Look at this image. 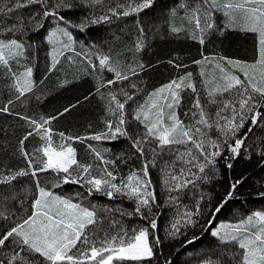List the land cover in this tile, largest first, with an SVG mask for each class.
Here are the masks:
<instances>
[{"label":"snow or ice","instance_id":"6c2138e0","mask_svg":"<svg viewBox=\"0 0 264 264\" xmlns=\"http://www.w3.org/2000/svg\"><path fill=\"white\" fill-rule=\"evenodd\" d=\"M81 2L92 8L100 5L103 0ZM33 3L44 6L40 20L36 19L40 13L33 14L29 20L30 24H35L34 31L45 29L42 21L50 17L57 21L56 26L48 29L44 37L51 45L50 71L56 69L65 52H75L76 41L70 29L84 31L91 25L110 22L112 17L138 16L145 9L151 8L154 0H126L123 4L108 7L103 15L87 16L79 23L60 14L62 10L72 9L71 0H24L23 3L21 0H12L11 6L0 8V13L8 15L15 9L28 7ZM218 17H222L219 23ZM166 26L170 34L177 37L183 35L198 41L200 45H205L215 33L223 34L225 29L250 33L256 38V56L252 61L223 56H204L200 60H194L193 63L207 64L211 69L210 72L202 69L200 73L206 97L203 102L191 72L156 89L132 111L126 110V106L129 101L135 102L134 92L129 94L121 89L119 96L123 99L114 92H109L107 97L101 94V98L106 99L109 118L104 121L103 131L91 135L73 137L64 132L55 133L51 127L52 121L57 119L55 116L41 117L39 121L22 117L31 129L18 141V151L25 158L27 167L14 172L9 169L7 174L0 173V184H10L18 177L31 176L35 181L36 193L31 212L0 233V250L7 247L9 242L15 245L10 254L0 253L3 255L0 264H35L32 259L34 255L40 257L43 264H150L155 257L154 248L159 246L161 239L155 233L157 220L152 213L156 204V192L149 175L150 162L143 160L140 169L131 170L126 177L120 176L118 181L116 160L106 159L100 150L89 143L87 149L94 157V162H82L77 159L76 148L68 141H113L124 137L130 141L132 149L140 158L143 159L146 152L152 153L151 166H155L157 149L162 153L165 149L171 151L173 147H177L176 160L188 167L177 169L175 161L170 164L165 162L168 171L164 179L169 192L168 202L176 204L185 188L195 185L198 180L209 179L205 170L209 166L215 167L216 158L222 155L223 149L227 148L233 156L240 155L247 133L241 137L237 134L246 123H249V133L253 126L264 124V0H184L178 8L170 10ZM137 28L143 35L144 29L139 23ZM25 35L23 21L11 26H0V78L7 82V90L16 100L32 93L36 87L34 65L30 61L21 62L28 60V50L32 47L24 38ZM144 43L138 37L134 49L141 50ZM94 54L99 68L115 74V79L101 81L97 92L100 87L129 79L114 60L111 49L105 54ZM115 55L119 56L121 53ZM86 58L92 68H97L90 57L86 55ZM65 59L71 60L72 57L67 56ZM143 67L136 63V68L143 70ZM136 68L129 67L133 76L137 75ZM63 83L68 84L70 81L65 80ZM131 88L135 89L136 85L132 84ZM188 92L191 95L186 97ZM226 95L227 99L224 98ZM186 98L189 109L184 115L192 118L187 124L180 118L178 111ZM13 103L10 96L6 104L0 106V112H9V105ZM208 105H216L214 114L207 110ZM68 111L70 109L66 107L63 113ZM226 112H230V116L224 115ZM133 122L142 126L143 131H130L129 126ZM213 129L219 133L217 139H212L209 135ZM34 135L42 143L30 153L24 145ZM54 136L60 138L59 144L54 141ZM230 140L232 143H229ZM178 146H183L184 151H179ZM101 161L102 165L99 163ZM231 166L227 165L229 168ZM193 168L197 171H193ZM49 170L56 174L52 187L58 188L68 183L82 184L89 194L100 192L109 198L124 196L134 200V211L125 214L142 217L147 222L146 226L128 229L113 219L105 229L104 220L98 217L94 205L86 207L71 196H62L49 187L41 186L39 174ZM239 183L240 181H236L231 184L225 200L210 210L212 215L207 221V230L211 235L217 237L222 244H230L235 250L223 251V255L228 257L227 261L209 258L202 260L201 264H264V210H254L235 223L220 222L218 227H213L216 214L232 198ZM259 195L264 197V192ZM200 199L203 200L204 197L201 196ZM102 211L113 210L105 208ZM200 214V203L197 202L193 210L184 211L171 224L170 235L175 237L181 234L180 225L185 228L197 226L198 220L195 217ZM193 240L186 243L191 244ZM164 264H171V261H165Z\"/></svg>","mask_w":264,"mask_h":264},{"label":"trees","instance_id":"16d2710c","mask_svg":"<svg viewBox=\"0 0 264 264\" xmlns=\"http://www.w3.org/2000/svg\"><path fill=\"white\" fill-rule=\"evenodd\" d=\"M21 2L23 3L24 0ZM71 2L72 9L62 10L60 14L74 23H79L87 16L103 15L108 7H115L118 3L123 4L126 0H103L100 5L92 8L84 6L81 0H71ZM183 2L184 0H154L153 6L145 9L138 16L112 17L110 22L91 25L84 31L70 29L76 41L75 52H65L64 56L60 57V63L56 69L50 71L48 69L51 63V45L44 37L48 29L56 26V19L50 17L42 21L45 29L36 32L33 30L35 24H30L29 20L35 13H40L36 17L40 20L44 8L42 4L33 3L28 7L15 9L8 15L0 13V26H11L23 21L26 32L24 38L32 44V47L28 50V60L21 62L30 61L31 65H34V79L36 80L33 92L16 100L15 96L7 90V82L0 78V106L5 105L10 96L14 101L12 105H9V112H0V173L7 174L9 169L14 172L27 167L25 158L18 151V141L31 129L22 117L39 121L41 117L55 116L57 119L51 123L55 133L64 132L73 137L87 136L103 131L104 121L109 118L106 111V99H102L101 94L107 97L109 92H114L119 96L121 89L129 94L134 92L135 102L129 101V105L126 106V110L132 111L156 89L186 72H191L201 92L203 102L206 97L201 86L203 77L200 73L202 69L208 72L211 69L207 64L193 63L194 60H200L204 56L211 58L223 56L243 61L254 59L257 47L256 38L250 33L225 29L223 34H213L205 45H200L198 41H193L183 35L177 37L170 34L166 26L170 10L174 7L178 8ZM11 3L12 0H0V8H4L5 5L11 6ZM221 20L222 17L217 18L218 23ZM137 23L143 27V35L138 31ZM138 37L145 43L141 50L136 51L134 44ZM92 45L96 47H90ZM109 49L112 50L114 60L118 62L120 69L129 76V79L117 81L107 87H100L97 92L101 81L115 79L114 73L99 68L98 59L94 54L96 52L105 54L109 52ZM116 53H121V55L116 56ZM85 54L97 64V68L89 65ZM67 56L72 59H65ZM137 62L144 66L143 70L136 68ZM177 64L181 66L177 67ZM129 67L136 68L137 75L133 76ZM65 80L70 83L64 84ZM132 84L136 85L135 89L131 88ZM185 95L187 97L191 93L188 92ZM119 98L123 99L122 96ZM224 98L227 99L228 96ZM73 105L75 107H72ZM66 107L70 111L63 113ZM188 109L189 102L186 98L178 110L180 118L186 124L192 119L184 115ZM207 110L214 114L216 105H208ZM224 115L230 116V112ZM248 128L249 123H246L237 134L241 137L247 133L245 146L241 148L240 155L233 156L227 148L223 149L222 155L216 158L215 167L209 166L205 170L209 179L198 180L195 185L185 188L180 194L179 203L176 204L168 202L169 192L164 179L168 171L165 162L170 164L175 161L177 169L188 167L176 160L177 147H173L171 151L165 149L162 153L157 149L155 166H151L152 153L146 152L143 159L140 158L132 149L130 141L124 137L113 141L72 140L68 143L76 148L77 159L82 162H94V157L87 149L89 143L100 150L106 159L116 160L118 181L120 176L126 177L131 170L140 169L143 160L149 161V175L156 192V204L152 208V213L157 220L155 233L161 239L159 246L154 248L156 255L150 264H164L165 261H171V264H201L202 260L209 258L227 261L228 257L223 255V251L235 250L230 244H222L207 230L209 227L207 221L212 215L210 210L225 200L232 183L240 181L233 191L232 198L227 201L221 212L216 214L213 227L220 222L235 223L254 210H264V197L259 195L264 192V154H262L264 153V124L253 126L250 133ZM133 129L138 132L143 131V127L134 122L129 126L130 131ZM209 135L212 139H217L219 133L213 129ZM54 141L59 144L60 138L54 136ZM41 143L34 135L25 142L24 147L31 153L39 148ZM229 143L232 141L230 140ZM178 147L179 151H184L183 146ZM104 149L109 151L104 152ZM99 163L103 164L102 161ZM228 164L232 166L229 168ZM192 170L197 171L195 168ZM39 179L41 186L49 187L59 195L71 196L86 207L94 205L98 217L104 220L105 229L113 219L128 229L146 226L147 222L142 217L125 214L134 211L136 207L134 200L124 196L109 198L100 192L89 194L82 184L68 183L58 188L52 187L56 181V174L51 170L40 173ZM35 193V181L31 176L18 177L10 184H0V233L31 212ZM78 193L80 195H77ZM201 196L204 197L203 200L200 199ZM197 202L200 203L201 210L200 216L195 217L198 220L197 226L185 228L180 225L181 234L171 236V224L184 211L193 210ZM105 208L113 211H102ZM194 237L198 239L193 240ZM188 240H193V242L187 244ZM14 247L15 245L9 242L7 247L0 250V253L10 254ZM0 258H3V255H0ZM32 259L35 264H43L38 256L34 255ZM130 264H135V262H130Z\"/></svg>","mask_w":264,"mask_h":264},{"label":"rangeland","instance_id":"374dc122","mask_svg":"<svg viewBox=\"0 0 264 264\" xmlns=\"http://www.w3.org/2000/svg\"><path fill=\"white\" fill-rule=\"evenodd\" d=\"M219 226V224H217V226H215V227H218Z\"/></svg>","mask_w":264,"mask_h":264}]
</instances>
